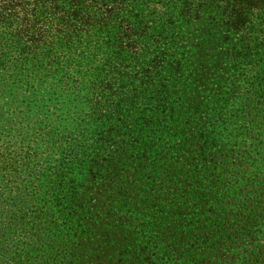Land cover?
Returning <instances> with one entry per match:
<instances>
[{
    "label": "trees",
    "instance_id": "obj_1",
    "mask_svg": "<svg viewBox=\"0 0 264 264\" xmlns=\"http://www.w3.org/2000/svg\"><path fill=\"white\" fill-rule=\"evenodd\" d=\"M0 264H264V0H0Z\"/></svg>",
    "mask_w": 264,
    "mask_h": 264
},
{
    "label": "rangeland",
    "instance_id": "obj_2",
    "mask_svg": "<svg viewBox=\"0 0 264 264\" xmlns=\"http://www.w3.org/2000/svg\"><path fill=\"white\" fill-rule=\"evenodd\" d=\"M0 97H1V95H0ZM1 104H3V101L0 102V105H1Z\"/></svg>",
    "mask_w": 264,
    "mask_h": 264
}]
</instances>
